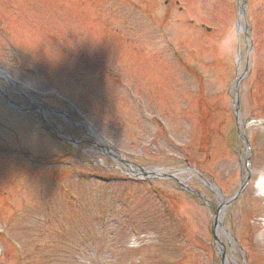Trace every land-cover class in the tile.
Here are the masks:
<instances>
[{
  "label": "rangeland",
  "instance_id": "obj_1",
  "mask_svg": "<svg viewBox=\"0 0 264 264\" xmlns=\"http://www.w3.org/2000/svg\"><path fill=\"white\" fill-rule=\"evenodd\" d=\"M0 72V264H264V0H0Z\"/></svg>",
  "mask_w": 264,
  "mask_h": 264
},
{
  "label": "bare ground",
  "instance_id": "obj_2",
  "mask_svg": "<svg viewBox=\"0 0 264 264\" xmlns=\"http://www.w3.org/2000/svg\"><path fill=\"white\" fill-rule=\"evenodd\" d=\"M263 183H261L260 185L262 186ZM220 219H221V216H220Z\"/></svg>",
  "mask_w": 264,
  "mask_h": 264
}]
</instances>
